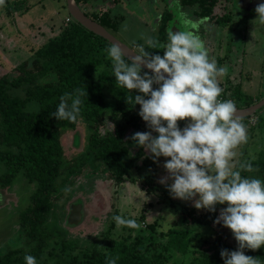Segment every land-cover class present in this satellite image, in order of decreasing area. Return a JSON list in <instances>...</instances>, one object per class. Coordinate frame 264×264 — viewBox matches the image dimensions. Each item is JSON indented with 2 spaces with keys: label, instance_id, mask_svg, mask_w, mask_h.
<instances>
[{
  "label": "trees",
  "instance_id": "16d2710c",
  "mask_svg": "<svg viewBox=\"0 0 264 264\" xmlns=\"http://www.w3.org/2000/svg\"><path fill=\"white\" fill-rule=\"evenodd\" d=\"M14 1L5 9L8 17L20 12L26 0ZM82 1L74 0L77 6ZM213 3L201 4V17L210 16ZM69 17L71 21L57 35L41 44L14 68L15 75L0 76V159L4 165L0 188H9L17 179H23L32 188L17 224L23 242L0 255V264H26V255L34 256L37 264H44L46 259H56L62 254L67 264H107L108 258L116 257V264H222L221 249L232 251V247L218 238L204 249H192L189 227L193 224L210 227L216 220L218 209L227 205H217L215 212L206 211L196 216L194 208L182 204L178 207L180 221L188 225L186 228L157 233L149 225L151 230L139 231L146 232L145 235L109 238L102 246L86 247L74 254L68 252L78 249V245L76 240L63 238L67 233V215L60 219L55 213L61 191L85 170L88 175H106L120 182L143 154L142 148L131 140L130 147L139 149L134 156L130 155L127 136L149 131L139 114L126 102L129 91L116 83L112 62L105 51L111 44ZM99 17L100 21L110 24V18L104 13L90 19L108 30L99 22ZM227 22L228 19L222 17L217 20V25L224 26ZM166 26H160L161 37L167 34ZM111 29L108 32L114 36ZM146 50L159 54L163 49L148 47ZM78 88L84 89L87 95L82 97L77 121H58L51 116L60 97ZM235 91V97L230 100L235 102L237 109L254 104L239 88ZM247 119H241L245 126ZM108 121L110 126L106 124ZM261 122L258 118L254 127ZM79 124L83 126V147L74 158L67 159L60 139L65 132L75 131ZM76 132L74 140L78 144L80 137ZM143 161L152 170L153 163ZM241 163H251L254 169L250 173L242 171V176L264 180V155L255 161L240 159L237 169ZM142 181L147 193H161L160 200L170 203L163 187L155 185L147 176H143ZM154 233L158 237H153ZM244 251L246 255L264 261V246L256 251ZM182 256H187V261L181 260Z\"/></svg>",
  "mask_w": 264,
  "mask_h": 264
},
{
  "label": "rangeland",
  "instance_id": "374dc122",
  "mask_svg": "<svg viewBox=\"0 0 264 264\" xmlns=\"http://www.w3.org/2000/svg\"><path fill=\"white\" fill-rule=\"evenodd\" d=\"M11 1L15 2L5 0L4 5H0V76L7 73L15 75L14 68L18 64L29 58L35 49L57 35L67 25L63 19L68 14L64 6L65 0H26L22 6L24 10L8 17L5 9ZM82 2L96 7L103 5V13L110 18V24L100 21V17L99 22L108 30L114 24L111 29L114 37L136 53L138 46L148 48L147 38L166 44L168 33L175 25L179 31H195L204 41L209 55L215 58L218 66L228 68L227 75L219 80L223 89L220 98L227 97L228 100H233V96L236 95L235 90L239 88L254 104L264 99V23L257 19V14L250 22L236 16L232 18L229 26L218 27L210 21L212 17L204 20L191 19L186 8H184L186 12L181 9L179 0H107L105 3L101 0H84ZM219 11L221 15L227 12L220 9ZM87 15L89 18L94 17L88 12ZM215 17L218 18L217 15ZM207 19L211 23L205 21ZM159 25L161 27L167 25L165 28L167 34L162 36L166 37L165 39L161 37ZM160 53L159 55L162 56L163 50ZM223 55L227 56L224 62ZM137 94L139 93H132L133 96ZM131 106L135 113H139V105ZM258 111L257 114L253 113L246 117L247 131L255 126L258 118L262 122L248 132V142L236 149L235 164L240 159L255 161L259 156L264 155V110ZM185 123L178 122L181 129L185 127ZM106 124L110 126V121ZM74 132L79 134L78 144H75ZM155 135L157 134L153 133V136ZM131 136H127L126 145L130 155L134 156L139 148L130 147ZM60 141L65 157L74 158L83 147L82 124H79L75 131L65 132ZM142 152V156L134 162L133 169L120 182L111 180L106 175H88V170H85L61 191V197L55 208V213L60 215L59 218L67 215L69 206L73 203L80 205L82 213V220L78 225L66 228L67 233L63 238L67 241L76 240L78 245V249L68 252L74 254L86 247L102 246L101 244L109 238L145 235L146 232L139 231L150 229L149 225L153 226L152 230H156L157 233H166L171 228H186L188 225L180 221L181 212L178 207L182 204L194 208L196 216L206 212L204 209L197 210L193 201L174 199L167 186L159 183L162 177L168 175L163 168L165 158L161 157L158 162H153L150 154L143 148ZM143 159L150 164L153 163L152 170L148 164L144 165ZM3 171L4 165L0 159V175ZM143 176H147L155 185L163 187L169 195L170 203L160 200L161 193L159 195L153 192L147 193L146 184L142 181ZM171 183L172 181L169 180L168 184ZM31 190L32 188L28 187L23 179L15 180L9 188H0V255H4L8 248L19 247L23 242L17 224L21 210L28 204ZM222 208L224 207L218 209L217 217ZM115 215L134 219L141 227L133 231L129 227L118 226L112 219ZM189 228L192 231V249H204L218 238L232 247V251L238 248L233 234L222 224L213 223L210 227H198L193 224ZM154 234L153 237H158ZM180 259L187 261L188 258L182 256ZM44 264L67 263L62 254L56 259H46Z\"/></svg>",
  "mask_w": 264,
  "mask_h": 264
},
{
  "label": "clouds",
  "instance_id": "9594fccd",
  "mask_svg": "<svg viewBox=\"0 0 264 264\" xmlns=\"http://www.w3.org/2000/svg\"><path fill=\"white\" fill-rule=\"evenodd\" d=\"M4 3L0 0V5ZM255 12L264 23V3L258 4ZM146 43L152 49L162 48L163 55L152 54L143 46H138V53L125 51L118 42L105 49L116 83L130 93L126 102L139 105L138 114L149 129L130 139L150 154L153 162L165 158L163 168L168 175L159 183L167 186L174 199L193 201L197 210L208 212L227 205L214 224L230 230L238 248L221 249L224 264H264L244 251L264 246V180L242 176V171H254L251 163H241L239 169L234 163L236 149L248 142V131L237 115L235 102L220 99L223 89L219 80L227 75V66H218L193 30L170 31L166 44L152 38ZM133 92L139 94L133 96ZM85 95L82 88L64 93L51 116L76 122ZM180 121L186 122L183 129ZM112 219L118 226L141 227L136 220L120 215ZM24 259L26 264H37L34 256ZM117 259L108 258L107 264H116Z\"/></svg>",
  "mask_w": 264,
  "mask_h": 264
},
{
  "label": "flooded vegetation",
  "instance_id": "af4514ba",
  "mask_svg": "<svg viewBox=\"0 0 264 264\" xmlns=\"http://www.w3.org/2000/svg\"><path fill=\"white\" fill-rule=\"evenodd\" d=\"M199 1L200 0H191L187 3L186 0H179V4L181 5V9L183 8L184 11H185L184 8H186L189 16L193 20H195V19L196 20H202V19L204 20V18L212 17V18H210V21H213V23L215 25H217V20L219 18L226 17V19H228V22L225 24L226 26H229L232 18L236 17V16L241 17V20H243V21L250 22V20L254 19L253 17L255 16V14H257L255 12L257 5L260 3H264V0H206L204 3L203 2L199 3ZM210 2H214L213 6L211 7L212 12H211L210 16L201 17L199 14V10L201 9V4H204L206 6V5H209ZM219 9L224 10V11L226 10L227 12L226 13L223 12V14L221 15ZM216 15L218 16V18L215 17ZM219 15H221V16H219ZM226 15H229V16H226ZM246 17H249V18L246 19ZM205 21H208V19ZM210 21H208V22H210ZM218 27H223V26L218 25ZM172 31L173 32L179 31V28H177L175 25V27ZM223 57H225V55H223Z\"/></svg>",
  "mask_w": 264,
  "mask_h": 264
},
{
  "label": "water",
  "instance_id": "95a60500",
  "mask_svg": "<svg viewBox=\"0 0 264 264\" xmlns=\"http://www.w3.org/2000/svg\"><path fill=\"white\" fill-rule=\"evenodd\" d=\"M66 3V9L68 14L72 17V19L86 27L88 30L92 31L96 35H99L106 39L110 44L114 42H118L125 51H129L132 53H136L133 49L128 47L127 45L121 43L119 40H117L111 33L108 32L103 26H101L99 23L91 20L89 17H87L83 11L79 8V6L76 5L74 0H65ZM127 59V56H126ZM147 71V69H144ZM264 106V99L261 101L247 107L244 109H237V115L243 119L248 117L249 115L256 113L261 107ZM82 220V213H81V207L78 203H73L69 206L68 214L66 217V226H75L80 223Z\"/></svg>",
  "mask_w": 264,
  "mask_h": 264
},
{
  "label": "crops",
  "instance_id": "0c3cea01",
  "mask_svg": "<svg viewBox=\"0 0 264 264\" xmlns=\"http://www.w3.org/2000/svg\"><path fill=\"white\" fill-rule=\"evenodd\" d=\"M94 1H98V0H94ZM106 1L107 0H101V2H104V3ZM102 8H103V5L101 7H98V5H97V7H96L95 5L90 6V5L86 4V2H81V4H80V9L83 11L84 14H87V12H88V13H90V15H93V16H100V15L102 16L103 15ZM66 17H69V14H67L63 19H65ZM120 42L123 43L122 41H120ZM123 44H125V43H123ZM226 59H227V56H225V60H223V62L226 61Z\"/></svg>",
  "mask_w": 264,
  "mask_h": 264
},
{
  "label": "built area",
  "instance_id": "2783aa9c",
  "mask_svg": "<svg viewBox=\"0 0 264 264\" xmlns=\"http://www.w3.org/2000/svg\"><path fill=\"white\" fill-rule=\"evenodd\" d=\"M70 21H71V18L70 17L65 18V24H68ZM225 98L226 99H224V100H228L227 97H225ZM220 99H223V98H220Z\"/></svg>",
  "mask_w": 264,
  "mask_h": 264
}]
</instances>
